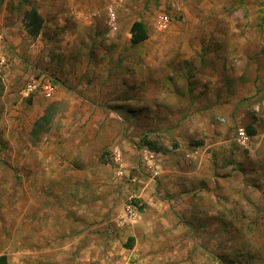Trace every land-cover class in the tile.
Listing matches in <instances>:
<instances>
[{"label": "rangeland", "instance_id": "1", "mask_svg": "<svg viewBox=\"0 0 264 264\" xmlns=\"http://www.w3.org/2000/svg\"><path fill=\"white\" fill-rule=\"evenodd\" d=\"M31 8L42 18L36 36L26 29ZM136 22L146 38L133 43ZM0 31L10 60L0 75V264H38L37 246L51 243L43 231H78L77 196L66 188L75 168L93 171L82 179L94 183L84 188L98 196L92 207L114 193L111 209L122 210L132 183L116 177L112 148L132 169L141 145L159 153L157 173L132 169L156 189L155 200L136 204L157 264H264V142L235 141L245 117L264 124V0H0ZM42 77L55 95H25ZM195 84L233 106L227 117L213 113L219 129H200ZM133 225L123 235L108 222L107 242L131 247ZM123 256L106 253L105 264Z\"/></svg>", "mask_w": 264, "mask_h": 264}, {"label": "crops", "instance_id": "2", "mask_svg": "<svg viewBox=\"0 0 264 264\" xmlns=\"http://www.w3.org/2000/svg\"><path fill=\"white\" fill-rule=\"evenodd\" d=\"M197 83V82H193ZM195 92L198 94L196 95L195 103L197 104L198 108H201L202 113L199 116L203 117V123L200 127V129L203 128H209L210 125L217 126L218 129L220 128L221 124L216 121H211V117L213 113L217 112L219 115L222 116H229V113L227 110L231 109L233 106L228 107L229 103L227 104L226 101L229 99H225L226 95L221 96L218 92H216L212 85L204 86V85H194ZM168 89V88H167ZM200 89V90H199ZM204 90V92H203ZM193 99H190L188 102L191 103ZM234 105V104H233ZM212 122V123H211ZM254 126L256 132L252 136V146L257 145L258 142L263 140L264 142V133H263V127L264 124L260 120L254 121L251 116L245 117V124L246 126L251 124ZM215 141H217V138H214ZM128 163V161H127ZM130 163V162H129ZM130 166L128 165V168ZM133 167V168H132ZM135 166H131L132 169H134ZM129 168V171L135 172V170H132ZM51 170V169H50ZM48 169V171H50ZM73 171V177L72 180H68V184L66 186L67 189L73 193V195L77 196L76 202L77 204L74 205V212L71 216L70 221L73 222V226L77 227L78 231H43L40 238L45 239V237L51 238V243L46 246H37V251H39L42 254V261L38 264H91L93 261H99V264H105L107 261L106 253H110L113 255L122 254L124 255L122 257V260L124 261L123 264H127L125 260L128 257V260L134 262L132 264H138L136 260H138L139 264H157V252H155L156 248L153 245V243L149 240H144V238H149L152 236V230L149 228V221L147 219V216L145 213L142 214L141 218V212H140V218L139 222L137 221L138 225H133L130 228L129 235L131 238V247L130 246H119V242L116 240L110 241L108 243V236L106 232L105 226H107L108 222L112 223L113 230L116 234L121 233L124 235V233L127 231V226H121L119 224V219L121 216H123L124 213V206L126 202H124V205L122 204V210L120 209H111L112 203L114 201L115 194L111 193V198H106L105 200H98V202H102V207H92L91 202H93L97 195L92 196L91 192L84 191V188L88 186L89 184L94 183H88L83 179V177H86L87 179L90 177H87V175H90L93 171L90 169H86L85 171H82L80 169H74ZM79 173L82 174V177H78ZM84 173V174H83ZM164 173H166L164 171ZM54 176H50L49 179H52ZM118 178V177H117ZM125 178V177H124ZM123 178V179H124ZM57 180H61L60 177H56ZM119 179V178H118ZM120 179V180H123ZM78 180V181H77ZM125 180V179H124ZM51 181L47 179V183H50ZM56 184V182H54ZM98 189H102L103 192L108 195L109 192H112V188L100 185ZM132 185V186H131ZM128 184L125 185V188H128L129 192L133 194L137 193V196L141 199L149 200L151 203V200H155V195H153L154 190H156L153 186H148V182H138L137 184ZM167 184H164L163 187ZM84 191V192H83ZM161 191V190H160ZM158 190L157 196L162 195L163 192H160ZM134 193V194H135ZM69 198L72 197L71 194L68 196ZM159 198V197H158ZM165 199V198H164ZM167 199V197H166ZM97 202V201H94ZM91 203V204H90ZM109 210H112L113 214L110 216V218L107 219V212ZM173 210L176 212L177 207H173ZM140 211V209H139ZM165 213H163L164 215ZM170 212L168 213L169 217ZM102 222L100 225L102 227V233L98 232H92L90 231L91 225L90 223L95 221ZM165 215H164V218ZM104 220V221H102ZM40 226H44L43 223L40 224ZM72 226V228H73ZM109 235V234H108ZM64 238V239H63ZM42 244H44V241H41ZM44 253L46 256H44ZM120 261V262H123ZM129 262V261H128ZM5 264V263H4ZM11 264V263H9ZM18 264H24L23 262H19ZM118 264V263H117Z\"/></svg>", "mask_w": 264, "mask_h": 264}, {"label": "built area", "instance_id": "3", "mask_svg": "<svg viewBox=\"0 0 264 264\" xmlns=\"http://www.w3.org/2000/svg\"><path fill=\"white\" fill-rule=\"evenodd\" d=\"M112 9V8H111ZM111 24H116V13L110 11ZM170 18L167 14L161 13L159 15V24L162 28L167 27ZM10 60L8 52L6 50V43L4 40V35L0 31V75L9 67ZM38 91L46 98H51L56 93V86L48 78H40V80H34L29 82L27 88L24 89L25 95L29 96L31 93ZM235 141L242 147L250 148L252 144V135L248 132L246 125H240L236 129ZM200 147L197 146L194 152L199 153ZM138 152V166L137 172L141 170L157 173L160 166L159 163V153L147 145H141L137 148ZM112 160L114 162V171L116 177L123 179L125 176L134 185L137 183L138 174L130 173L126 161L125 154L119 146L112 148ZM137 194L133 193L130 199L126 202L124 206L123 216L120 217L119 224L123 227L128 224L135 223L140 218V211L136 204Z\"/></svg>", "mask_w": 264, "mask_h": 264}, {"label": "trees", "instance_id": "4", "mask_svg": "<svg viewBox=\"0 0 264 264\" xmlns=\"http://www.w3.org/2000/svg\"><path fill=\"white\" fill-rule=\"evenodd\" d=\"M25 20H26V29L29 34L36 36L40 32L41 28V16L37 12L36 8H31L28 12H26L25 15ZM133 32L134 36L132 38L133 43H138L141 40L146 38V30L145 27L141 22H136L133 26ZM248 131L251 135H254L256 130L254 128L248 127ZM4 258L1 262V264H4Z\"/></svg>", "mask_w": 264, "mask_h": 264}]
</instances>
